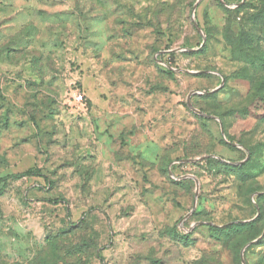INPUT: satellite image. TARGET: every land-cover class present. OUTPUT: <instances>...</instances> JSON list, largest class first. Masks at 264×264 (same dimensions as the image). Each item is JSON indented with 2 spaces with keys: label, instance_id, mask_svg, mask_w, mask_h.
<instances>
[{
  "label": "rangeland",
  "instance_id": "1",
  "mask_svg": "<svg viewBox=\"0 0 264 264\" xmlns=\"http://www.w3.org/2000/svg\"><path fill=\"white\" fill-rule=\"evenodd\" d=\"M196 1L0 0V264H264V0Z\"/></svg>",
  "mask_w": 264,
  "mask_h": 264
},
{
  "label": "water",
  "instance_id": "2",
  "mask_svg": "<svg viewBox=\"0 0 264 264\" xmlns=\"http://www.w3.org/2000/svg\"><path fill=\"white\" fill-rule=\"evenodd\" d=\"M201 1H202V0H197L196 3H195V5H194V9H193V12H194V15H193V23H194V25L196 26V28L198 29V31L203 35V37H204V42H203L202 45H204V43H205V35H204L203 31L201 30V28H200L198 22H197L196 19H195V11H196V9H197V7L199 6V3H200ZM190 50H191V51H194V49H190ZM215 91H217V89L213 90L212 92H215ZM188 105H189V106L191 107V109H192L193 111H195L196 113H198V114H200V115H203V116H207L203 111H201V110L195 108V107L191 104L190 101H188ZM222 132L224 133V131H223V126H222ZM207 157H215V155H207V156H203V157H200V158L187 159V160H182V161H183V162H186V161H195V160H198V159H204V158H207ZM243 162H244V161L240 162L239 164H242ZM186 177H192V176H189V175H188V176H186ZM193 178L195 179V181H196V183H197V187H198V179L195 178V177H193ZM258 211H259V210H258ZM263 235H264V233H263ZM263 235H262V236H263ZM262 236H261V237H262ZM256 241H257V239L251 241L250 243H248V245H250V244H252V243H254V242H256ZM248 245H247V246H248ZM243 262L245 263L244 258H243Z\"/></svg>",
  "mask_w": 264,
  "mask_h": 264
},
{
  "label": "trees",
  "instance_id": "3",
  "mask_svg": "<svg viewBox=\"0 0 264 264\" xmlns=\"http://www.w3.org/2000/svg\"><path fill=\"white\" fill-rule=\"evenodd\" d=\"M168 72L169 73H173V71L172 70H170V69H168ZM81 92V91H80ZM238 167H242L240 164L238 165ZM20 176H43L42 174H41V172L39 171V169H35V168H29V169H27V170H25L24 172H22V173H20ZM243 224H241V223H238V224H236L235 225V228H239V227H241ZM248 225H251V223L250 224H248ZM226 226H228V225H226ZM213 229H215V230H226V229H228L227 227H223V228H217V226L216 227H214ZM181 233V235L182 236H189L187 233H185V232H183V231H180ZM68 264V263H67ZM69 264H75V263H69Z\"/></svg>",
  "mask_w": 264,
  "mask_h": 264
},
{
  "label": "built area",
  "instance_id": "4",
  "mask_svg": "<svg viewBox=\"0 0 264 264\" xmlns=\"http://www.w3.org/2000/svg\"><path fill=\"white\" fill-rule=\"evenodd\" d=\"M74 101L77 104H83L85 101V94L83 92H80V91L78 93L76 92L74 94Z\"/></svg>",
  "mask_w": 264,
  "mask_h": 264
}]
</instances>
